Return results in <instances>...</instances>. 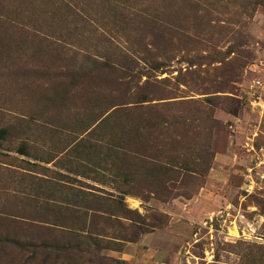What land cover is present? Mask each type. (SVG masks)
<instances>
[{
	"label": "rangeland",
	"instance_id": "rangeland-1",
	"mask_svg": "<svg viewBox=\"0 0 264 264\" xmlns=\"http://www.w3.org/2000/svg\"><path fill=\"white\" fill-rule=\"evenodd\" d=\"M0 264H264V0H0Z\"/></svg>",
	"mask_w": 264,
	"mask_h": 264
},
{
	"label": "bare ground",
	"instance_id": "bare-ground-1",
	"mask_svg": "<svg viewBox=\"0 0 264 264\" xmlns=\"http://www.w3.org/2000/svg\"><path fill=\"white\" fill-rule=\"evenodd\" d=\"M230 234H231V235H236V234H237V232H236V230L234 229V227H233V229H230Z\"/></svg>",
	"mask_w": 264,
	"mask_h": 264
}]
</instances>
